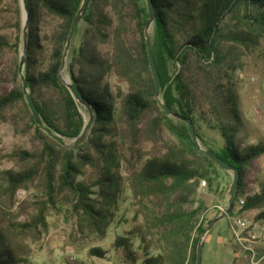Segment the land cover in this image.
Masks as SVG:
<instances>
[{
    "label": "trees",
    "instance_id": "16d2710c",
    "mask_svg": "<svg viewBox=\"0 0 264 264\" xmlns=\"http://www.w3.org/2000/svg\"><path fill=\"white\" fill-rule=\"evenodd\" d=\"M152 2L155 20L151 46L164 103L192 121L204 148L240 171L229 219L236 216V206L244 199L240 215L261 210L255 219L264 221V184L259 194L246 195L248 167L264 155V145L242 146L237 139L239 129L231 120L216 116L203 124L196 110L198 84L211 69L223 63L222 43L260 45L264 38V0ZM28 3L30 26L25 74L30 93L43 122L62 137L75 140L89 118V111L73 99L59 78V70L82 0H28ZM44 14L60 21L57 32L50 37L42 29ZM229 18L237 22L235 29H225ZM81 21L87 30L79 48L74 38L66 73L90 104L94 122L78 150L51 139L36 124L28 108L19 82L20 19L15 41L0 35V52L12 51L16 55L9 72L11 80L5 73L4 78L0 76V121L16 123L24 118V129L27 133L33 131L43 146L35 154L28 150L14 152L16 168L0 172V264H31L32 246L48 232L47 212L57 203L70 208L81 231H107L114 216L112 210H117L125 191L119 174L123 163L127 164V189L135 206L133 220L140 224L125 230L113 247L124 250L134 264H196L199 239L215 219L205 224L202 221L207 205L196 200L198 190L206 182L208 191L219 197V187L213 191L211 185L214 179H221L219 171L227 172L198 150L187 124L167 117L156 101L145 43L149 21L146 0H89ZM107 42L112 51L104 56L100 46ZM109 76L125 83L127 92L119 90L114 94L107 82ZM217 93L211 100L223 103L222 108L227 107L238 118L233 93L229 92L226 98L222 96L220 101ZM203 126L216 132L220 139L209 140ZM160 128L172 138L164 147L156 143ZM150 142L154 144L149 158L136 167L141 147ZM88 169L97 170L91 181L84 178ZM36 185L42 186L44 197L21 202L19 193H28ZM21 216L26 219L21 221ZM230 231L220 249L234 264L241 258V250L231 227ZM137 251L143 253L141 260ZM244 252L251 255L249 250ZM89 255L106 258L107 252L94 248Z\"/></svg>",
    "mask_w": 264,
    "mask_h": 264
},
{
    "label": "rangeland",
    "instance_id": "374dc122",
    "mask_svg": "<svg viewBox=\"0 0 264 264\" xmlns=\"http://www.w3.org/2000/svg\"><path fill=\"white\" fill-rule=\"evenodd\" d=\"M18 18L21 24L22 40L23 14L21 0H3L0 4V35L7 37L11 41H15L18 36L16 28ZM236 23L234 19H227L224 25L225 29H235ZM59 25V19L47 14L43 15L42 29L45 32V36L50 37L55 34ZM78 29L79 33H75L76 37L74 36L75 41L73 38L76 48H79L83 42L87 25L81 21ZM152 33L153 27L151 35ZM221 49L224 56L223 63L211 69L207 77L197 86V113L202 118L203 124L206 120H210V118H215L216 116L226 118L228 122L231 120L232 124H235L239 129L237 139L242 146L264 145V38L261 40L260 45L252 47H243L223 42ZM100 51L104 56L110 55L112 51L110 42L102 44ZM21 53L22 44L20 56ZM15 56V53L12 51L0 52V76L2 78H4L2 74L5 73L8 76L6 78L11 80L9 72L13 69ZM192 62L195 63L194 59H192ZM64 77L70 79L66 73V69ZM19 82L21 83L20 79ZM107 82L114 94H117L119 90L127 92V85L121 83L116 77L109 76ZM219 86H222V89ZM215 91L219 92L217 93L219 101L222 96L226 98L229 92L233 93L232 101L236 104L238 118L232 116L227 107L224 110L222 108L223 103L211 100V98L215 97ZM84 109L88 111L86 108ZM17 111L21 113L20 108ZM25 123L26 120L24 118H19L16 123H13L12 120L0 121V172L16 168V162L12 158L14 152L28 150L35 154L43 149L41 142L38 141L34 132L27 133L24 129ZM202 131L206 133L209 140L220 139L216 132L205 129L204 126ZM171 140L172 138L169 133L164 128H160L156 139L157 146L164 147L165 145H169ZM65 142L71 147L75 144L74 140L71 139L65 138ZM153 144L150 142L144 144L143 147L140 146L141 151L135 159L136 164H134L136 167L139 168L149 158ZM95 172L97 170L88 169L84 178L88 181L93 180L91 177ZM119 174L124 183L125 191L118 203L117 210H112L114 216L110 221L107 231L104 233L89 229L81 231L77 219L70 212V208L57 203V206H51L47 212L48 232L40 242L32 246L31 264H134L127 258L124 250H116L113 247L116 238L123 235L125 230H132V228L140 224L133 220L135 206L132 204V193L127 189L126 163L120 166ZM219 174L221 179L219 181L214 179L211 185L213 191L219 187V191L221 192L219 197L216 198L214 193L208 191L206 182H202L198 190L196 200H203L207 205V211L204 213L202 220L204 224L208 220L217 218L228 205L229 189L233 180L232 173L219 171ZM262 184H264V155L260 156L248 167L246 195L253 196V192L261 190ZM18 196L21 202L26 199L30 200L31 198H43V188L41 185H36L30 192L23 191ZM235 212L236 216L233 219H224L213 228V235L219 237L215 238L211 236V232L207 236L205 241L207 244L206 253L205 255L203 253L202 264H233L229 256H225L220 249L222 248L220 247L221 240L229 237L231 233L232 220L245 217L250 222H254V224L262 222L255 219L261 210L248 211L240 215V206L237 205ZM25 219L26 216L20 217L21 221ZM196 236L195 232L194 237ZM237 244L238 249L241 250V258L234 264H264V253L262 252L264 250V243H261L260 240L255 239L254 243H246L245 246H242L239 242ZM250 246L254 250V252H251V255L244 252ZM94 248L105 250L107 252L106 258L89 255L90 250ZM142 255V251H137L136 256L138 260H141Z\"/></svg>",
    "mask_w": 264,
    "mask_h": 264
},
{
    "label": "water",
    "instance_id": "95a60500",
    "mask_svg": "<svg viewBox=\"0 0 264 264\" xmlns=\"http://www.w3.org/2000/svg\"><path fill=\"white\" fill-rule=\"evenodd\" d=\"M89 0H82V4L72 22L71 29L67 38L66 46L64 49V54H63V59H62V64L59 70V78L63 82V84L68 88V90L71 93V96L73 99L80 105L86 108L89 111V118H87L86 124L81 132V134L74 140L75 144L73 146L74 149H78L80 144H82L91 129V126L94 122V112L88 102L85 101L80 89L78 88L77 85H75L71 79H67L64 77L63 73L66 69L67 65V59L69 55V51L71 48V44L73 41V38L75 36L76 30L79 26V23L82 20V17L84 16L87 6H88ZM147 4V10L149 14V21L146 25L145 28V43H146V48L148 52V58H149V66L150 70L152 73V77L154 79L155 83V98L156 101L159 105V107L165 112L167 117L175 118L178 119L185 124H187L189 134L193 140V142L196 144L198 150L203 153L206 157H208L211 161L216 163L220 168L227 172L232 173V184L229 189V199H228V205L225 210L221 212V214L215 218L211 224L206 228V230L202 233L198 245H197V255H196V264H202L203 262V247L206 241L207 236L210 234V232L213 230V228L222 220L229 218L230 213L233 209V205L235 202L236 198V193L239 188V181H240V171L229 165L228 163L224 162L221 160L219 157L214 155L212 152L207 150L202 146V143L198 137V135L195 132L193 123L190 119L174 112L170 107H168L163 100L162 93H161V78L159 75V72L157 70L155 60L153 57V52H152V46H151V29L154 24L155 20V9L152 0H146ZM21 5H22V14H23V25H22V53L20 56V61H19V78L22 83L23 87V92L27 101V105L29 110L31 111L32 117L36 124L40 127V129L45 132L51 139L54 141L58 142L62 146H66L68 148H71V146H68L65 142V138L62 137L61 135L57 134L54 132L49 126H47L40 115L39 110L37 109L34 99L32 97V94L30 93V88H29V81L26 77L25 74V66H26V56L28 52V38H29V26H30V7L28 0H21Z\"/></svg>",
    "mask_w": 264,
    "mask_h": 264
},
{
    "label": "built area",
    "instance_id": "2783aa9c",
    "mask_svg": "<svg viewBox=\"0 0 264 264\" xmlns=\"http://www.w3.org/2000/svg\"><path fill=\"white\" fill-rule=\"evenodd\" d=\"M260 193V190L253 192V195ZM244 204V200L240 199V206ZM231 229L235 235L236 240L245 246L246 243H254L255 239L260 240L261 243H264V221L261 223L250 222L248 218L240 217L232 220ZM249 251L254 252L251 248H247Z\"/></svg>",
    "mask_w": 264,
    "mask_h": 264
},
{
    "label": "crops",
    "instance_id": "0c3cea01",
    "mask_svg": "<svg viewBox=\"0 0 264 264\" xmlns=\"http://www.w3.org/2000/svg\"><path fill=\"white\" fill-rule=\"evenodd\" d=\"M221 238H223V237H221ZM225 242H226V239H222V240H221V244H220L221 246H220V247H223L224 244H225Z\"/></svg>",
    "mask_w": 264,
    "mask_h": 264
}]
</instances>
